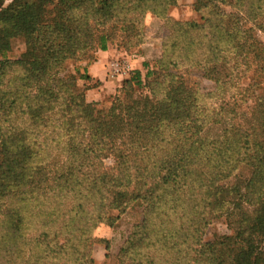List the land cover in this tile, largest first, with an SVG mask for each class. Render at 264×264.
I'll use <instances>...</instances> for the list:
<instances>
[{
	"label": "trees",
	"instance_id": "trees-1",
	"mask_svg": "<svg viewBox=\"0 0 264 264\" xmlns=\"http://www.w3.org/2000/svg\"><path fill=\"white\" fill-rule=\"evenodd\" d=\"M177 2L0 0V264H93L94 230L136 202L120 264H264V44L242 26L264 31V0H196L202 23L170 18ZM148 14L165 19L171 55L109 107L88 102L90 76L67 63L139 47ZM15 40L26 52L7 60ZM195 68L229 84L203 93L185 78ZM214 217L233 235L205 242Z\"/></svg>",
	"mask_w": 264,
	"mask_h": 264
},
{
	"label": "rangeland",
	"instance_id": "rangeland-1",
	"mask_svg": "<svg viewBox=\"0 0 264 264\" xmlns=\"http://www.w3.org/2000/svg\"><path fill=\"white\" fill-rule=\"evenodd\" d=\"M12 0H4V6L8 7ZM196 0H178L177 5L170 7L167 14L170 18L180 22L196 21L203 22L206 16L204 12L199 13L195 10ZM224 11L232 13V7L225 6ZM264 12V6H263ZM242 26L246 29H252L253 36L264 44V31L255 27V23L242 15ZM165 19L153 14H148L139 27L138 33L144 39V43L137 48L127 49L121 43L116 42L111 45L106 52L99 51L94 55V61L87 66L86 62H68L67 68L70 72L80 67L81 74L87 71L90 80L81 81L79 90L86 91V97L90 103H98L101 107L107 108L110 106L117 91L122 88L124 82L130 78L131 73L141 71L146 74L145 64L151 68L156 66V63L168 58L173 52V40L169 38V31L165 28ZM27 45L23 40H15L12 44V49L6 54V59L11 61L20 60L26 52ZM201 54V53H200ZM3 58H0V62ZM232 66V67H231ZM235 65L230 64L225 67L227 72ZM258 64L252 63L240 67L239 70H249L251 73L242 83L244 85L251 84L255 72L258 70ZM203 68H195L192 73L185 78L189 84H197L202 89V92H210L214 89V84H229V79L222 77L220 81H213L205 74ZM18 74H14L10 81L13 84ZM9 78V77H8ZM257 78V77H256ZM260 94L264 95V76L259 77ZM86 85L87 88L84 86ZM110 165V162H107ZM244 176H249L247 171H244ZM144 207L140 202L132 203L123 211H112V220L109 224L100 225L94 230L91 236V259L93 264H120V253L126 246V243L132 236L134 229L143 221ZM233 231L225 218H213L212 224L207 230L205 242H213L224 236H232Z\"/></svg>",
	"mask_w": 264,
	"mask_h": 264
}]
</instances>
